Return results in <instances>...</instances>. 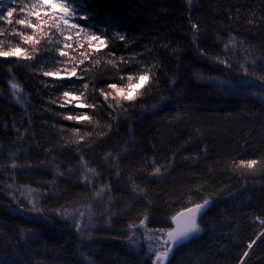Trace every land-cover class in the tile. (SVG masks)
Segmentation results:
<instances>
[{
    "label": "trees",
    "instance_id": "16d2710c",
    "mask_svg": "<svg viewBox=\"0 0 264 264\" xmlns=\"http://www.w3.org/2000/svg\"><path fill=\"white\" fill-rule=\"evenodd\" d=\"M17 5L27 4L17 0ZM89 7L94 23L112 33L109 48L117 57L133 58L121 67L147 68L152 78L135 105L121 112L119 135L94 138L88 146L77 143L72 127L87 136L91 126L62 120L59 114L67 110L49 103L60 93L45 87L52 78L41 72L61 65L33 67L36 61L0 58V264H152L143 248L133 250L124 235L128 226H139L147 215V230L159 235L154 229L166 227L171 215L201 197L214 201L202 234L175 249L172 264H264V237L256 240L264 232V96L254 94L264 90L256 79L264 76V0H89ZM17 18H23L19 11ZM0 28L6 30L0 46H21L12 34L15 25L0 22ZM69 35L63 29L45 32L37 52ZM76 42L73 35L74 49ZM198 45L207 58L198 55ZM107 51L99 53L101 63L89 74L97 82L118 75L105 63ZM216 57L233 67L214 63ZM86 96L99 103L91 85ZM96 111L94 122L104 129L108 121ZM125 148L131 153L125 159H102ZM240 159L258 163L253 169L236 167ZM152 161L162 179L152 175ZM13 162L20 166L14 179L7 171ZM43 165L50 167L38 170ZM84 175L88 188L79 183ZM9 184L11 192L5 190ZM133 184L143 198L132 192ZM100 192L111 201L99 223L106 229L95 230L87 248L70 215L58 214L86 209ZM30 199L53 215L44 219L29 212Z\"/></svg>",
    "mask_w": 264,
    "mask_h": 264
},
{
    "label": "snow or ice",
    "instance_id": "6c2138e0",
    "mask_svg": "<svg viewBox=\"0 0 264 264\" xmlns=\"http://www.w3.org/2000/svg\"><path fill=\"white\" fill-rule=\"evenodd\" d=\"M191 4L192 0H188ZM11 5H17V0H11ZM6 5L4 0H0V22L11 27L13 25L12 34L18 36L21 41V46H14L5 48L0 46V58H15L23 61H36L33 67L39 64L43 67L44 64L52 63L59 64L61 67L53 68L52 70L42 71L43 77L52 78L51 84H45V87L56 88L60 95L56 100H50L49 103H55L58 107L66 109L64 113H60L62 120L73 122V124H83L91 126L87 136L80 134V129L72 127L74 135L79 137L78 144H86L91 146V141L94 138L103 140L104 137L110 133L119 135L121 112H127L129 108H132L136 101L140 98L138 93L144 88L145 84L152 78V74L149 69L142 68L138 71L133 70L131 67L122 68V65H129L133 58L125 57L123 55L117 57L116 49L109 48V39L112 33L108 28H101L93 21L92 10L89 7V0H34L33 3L27 5L11 6ZM58 9V10H57ZM20 13L23 18L14 19L17 13ZM106 23H110L106 21ZM47 26V27H46ZM192 29H197V24L191 25ZM19 29V30H17ZM55 29L56 31L65 30L70 31L72 35H69L62 44H49L46 42L43 52H37V48L40 46V37L44 36L45 32ZM115 32V38L119 41H125V36L113 29ZM0 34H6L4 28H0ZM63 35V32H61ZM73 35L76 38L75 49L73 47ZM194 33V37H195ZM194 43L196 40L194 39ZM235 46V45H233ZM103 49H108L105 53L109 59L105 62L111 69L118 73L117 76L110 79H101L98 82L89 75L93 69L101 63L97 56ZM70 53H74L71 54ZM197 53L201 57H205V54L200 51L199 45L197 46ZM39 56V60L37 57ZM214 63L222 64L226 68H232L233 65L225 60L216 57ZM256 62L253 61V64ZM243 67V66H241ZM264 70V69H262ZM244 75H249L247 68H243ZM158 79V77H156ZM262 84H264V76L256 77ZM175 82V78H173ZM92 87L93 96L99 99V103L87 102L86 93L89 87ZM12 89L17 88L16 84L11 85ZM174 90V89H173ZM264 96V90L260 93H254ZM127 105V107H125ZM155 107V106H154ZM101 110L100 114H103L108 123L104 129H101L99 122H94V116L97 113V109ZM92 110L93 114H89L88 110ZM117 109H120L118 112ZM126 120L127 117H124ZM64 129H61L63 131ZM19 135V129H16ZM206 151V149H205ZM45 152L50 154L49 149H45ZM131 153L127 148L122 150V154L113 156L112 153H108L102 159L105 161L125 159ZM76 159L83 161V155L78 154ZM258 161L255 159L246 160L240 159L236 167H246L253 169L257 165ZM155 167L153 176L163 178L161 168L155 166V161L151 162V165ZM50 167L49 165H43L38 170H43ZM20 168L15 162L11 163L10 171L12 175L9 178L14 179L15 170ZM26 171L31 170V166H25ZM79 170V169H78ZM88 172H92L96 175L93 169H88ZM58 176H62V173H57ZM156 182V181H153ZM79 183L81 186L88 188L91 184L88 175L81 177ZM46 187V186H45ZM56 187L55 184L52 185ZM13 185L9 184L5 190L11 192ZM132 192L143 198L144 193L139 190L135 184L132 186ZM45 198H50L47 193H41ZM13 200H16V196H12ZM202 202H191L192 206H185L181 210L177 211L170 217V223L154 231L159 233V243L163 250L159 248H152L149 245V251L154 255L155 259L152 264H164L168 261V264H172L169 259L170 253L174 252V249L182 245L185 241L190 240L196 233L202 231L200 225L204 223V219L207 216V209L214 202L207 197H201ZM31 207L28 209L36 215L47 219L52 216L53 213L45 212L44 209L38 206V202L35 199H30ZM142 202V201H137ZM61 218L65 215L59 213ZM82 219V216H81ZM149 221V217L144 215L140 220L139 226L130 224L128 231L124 235L128 236L130 244L138 245L139 241L135 238V231L138 227H145V222ZM91 222V221H90ZM52 223L51 220L48 221ZM175 227H172V224ZM261 225L264 226V220ZM73 228L77 232L81 231V223L73 217ZM131 233V234H129ZM166 237V238H165ZM264 237V232H261L256 240ZM151 239V237H149ZM256 240H252L248 245V249L251 250ZM248 252L245 251L243 255L248 256ZM240 264H244L243 261Z\"/></svg>",
    "mask_w": 264,
    "mask_h": 264
},
{
    "label": "rangeland",
    "instance_id": "374dc122",
    "mask_svg": "<svg viewBox=\"0 0 264 264\" xmlns=\"http://www.w3.org/2000/svg\"><path fill=\"white\" fill-rule=\"evenodd\" d=\"M24 2H26V4H31L34 2V0H24ZM4 3L11 5V0H4ZM100 193L101 194L97 196L94 195L92 199L90 197V200H88V203H87L88 207L86 209H83V210H86L85 212H82L83 210L78 208V210L76 209L77 212H75L74 215L68 216L69 218L68 221L70 222L71 226H72L73 217H75L77 221L81 223V231L78 232V235H80L82 242L87 248L92 246V234L94 233V231L98 229H106V228H102V226L99 223L102 221V219H104L103 216L101 215V212L104 213L103 206L105 205V202H108L109 204H111V201L110 199L106 200L104 197L105 194H103L102 192ZM25 205L27 206L26 208L31 207V206H28V203H25ZM109 209H111V207L107 208V210ZM81 216H82V219H81ZM107 217H110V214ZM147 226L148 224L146 223L145 227H138L137 230L135 231V238L136 240L139 241V244L133 245V248H134L133 250L142 252V248H143V250L146 251V255H149V257L153 261L155 257L149 251V245L151 244L152 248H159L161 251L163 250V248L161 247L159 243L160 236L157 235L156 233L149 232L147 230ZM201 234H202V231L196 233L191 239L198 237ZM149 237H151V239H149ZM188 241H185L184 243ZM171 255L172 253H170L169 258ZM167 262L168 261H165L164 264H166Z\"/></svg>",
    "mask_w": 264,
    "mask_h": 264
},
{
    "label": "water",
    "instance_id": "95a60500",
    "mask_svg": "<svg viewBox=\"0 0 264 264\" xmlns=\"http://www.w3.org/2000/svg\"><path fill=\"white\" fill-rule=\"evenodd\" d=\"M172 227H175V224L174 223L172 224Z\"/></svg>",
    "mask_w": 264,
    "mask_h": 264
}]
</instances>
